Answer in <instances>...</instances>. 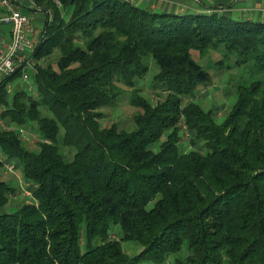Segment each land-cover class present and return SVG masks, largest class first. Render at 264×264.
Listing matches in <instances>:
<instances>
[{
  "label": "trees",
  "instance_id": "16d2710c",
  "mask_svg": "<svg viewBox=\"0 0 264 264\" xmlns=\"http://www.w3.org/2000/svg\"><path fill=\"white\" fill-rule=\"evenodd\" d=\"M30 2L46 18L32 72L6 82L24 74L36 96L0 88L13 129H0V152L29 197L11 206L19 187L0 180V264H264V23L198 0L185 14ZM203 52L242 81L220 123L198 104L212 84L193 60ZM129 93L133 129L102 123ZM16 129L33 130L36 149Z\"/></svg>",
  "mask_w": 264,
  "mask_h": 264
},
{
  "label": "rangeland",
  "instance_id": "374dc122",
  "mask_svg": "<svg viewBox=\"0 0 264 264\" xmlns=\"http://www.w3.org/2000/svg\"><path fill=\"white\" fill-rule=\"evenodd\" d=\"M135 1L137 2L138 0H134V2ZM217 1H218L217 5L221 8H224L223 13L225 15L229 14L228 12L232 10V7H231L232 0H217ZM239 1H240L239 4H242V2H244L246 6H253L255 2L254 0H239ZM200 2L205 7H212L215 5V0H200ZM239 4L237 6H239ZM191 5L194 6L196 5V3L193 4L191 2ZM24 8L27 9V6L24 5ZM257 8L264 10V1L261 4L258 3ZM236 12L244 18L246 16L255 15V9L250 10V9H246V7L244 10L242 9L241 11L240 9V10H237ZM205 55H206V52H203L202 54L203 58H200L195 53L192 54L193 60H196L203 67H207L208 69L211 68L209 70L210 72H212L210 74L212 84H209L208 86L202 88L201 91L198 93V99H199L198 104L205 111L209 109H213L217 113V116H218L217 122L220 123L225 119L229 111V106L232 103L233 86L238 85L242 81L238 79L236 80V78L239 77V73L236 72V70L234 69L235 67H233V63L232 61H230V59L221 58L220 56L216 54H209L208 56L204 57ZM220 58L223 61L222 64H214L218 60H220ZM226 66H230V69L227 71L224 70ZM219 68H222L221 71L224 74L220 76H215L214 72ZM246 68L249 71L252 70L251 66H248ZM235 74H237V76H233ZM244 77L248 78V75ZM259 78L260 76L257 77V75L252 76V79H259ZM145 85L146 83L144 84V82H141V83H138L137 86L143 89ZM149 97L151 98V101L153 104H155L158 101V98L155 97L153 94H150ZM132 99H134V95L130 93L121 95L120 98L114 103V105L105 111L106 119L102 123L111 122L115 124L119 130H122V129L126 131L132 130L133 126L131 122V117L135 112H137V109L131 105ZM25 144L31 149L32 148L36 149L35 142L32 139L25 141ZM150 149H152V147ZM13 173L15 172L13 171ZM13 173L7 174L6 176H4L3 171L0 169V180L5 181V182L6 181L11 182L12 185L14 186L17 185L19 187L17 188V195L12 199V201H10L11 206H15L16 204L20 203V201H26L28 200V197H29V194L26 192V190L20 187L19 179L16 178V175L18 178H20L19 172L15 173L16 175L15 174L13 175ZM123 250L125 251L126 255H128L129 257H132L133 254L139 250V248L134 245H131L130 243H123Z\"/></svg>",
  "mask_w": 264,
  "mask_h": 264
},
{
  "label": "built area",
  "instance_id": "2783aa9c",
  "mask_svg": "<svg viewBox=\"0 0 264 264\" xmlns=\"http://www.w3.org/2000/svg\"><path fill=\"white\" fill-rule=\"evenodd\" d=\"M127 1L131 4L135 3L134 0ZM0 26L7 27L9 33L8 40L0 37V88L5 87L6 94L11 95L15 84L6 82V80L12 78L19 70L24 73L25 68L32 61L31 57L39 44V39L29 17L21 13L16 0H0ZM19 82L26 85L27 91L36 96L26 75H21ZM0 129L3 131L13 130L7 127L1 118ZM15 132L24 142L29 139H37L33 130L16 129ZM45 143L47 142L45 141ZM0 166L4 170V176L13 173L14 166L3 158L1 152Z\"/></svg>",
  "mask_w": 264,
  "mask_h": 264
},
{
  "label": "crops",
  "instance_id": "0c3cea01",
  "mask_svg": "<svg viewBox=\"0 0 264 264\" xmlns=\"http://www.w3.org/2000/svg\"><path fill=\"white\" fill-rule=\"evenodd\" d=\"M17 3L19 4L20 7V11L23 15L28 16L32 26L35 29V32L37 33V37L38 39L40 38V35L42 33V28L44 25V22L46 20L45 15L42 14L41 12L35 10L34 5L30 2V0H16ZM197 1V0H196ZM200 2V0H198ZM254 4L253 6H246L244 4V2H242V4H239L240 1L239 0H232V10H230L225 16H227L228 18H231L233 20H248V21H255V22H259V23H264V10L262 9H258L257 5L258 3H262L264 0H254ZM259 1V2H258ZM187 2V3H186ZM191 2L193 4H195V0H138L137 2L135 1L137 6L143 7V8H148L150 11H155V12H172L175 14H185V13H189V12H193L196 11V9L194 8L195 6L191 5ZM218 4V1L215 0V5ZM222 4V3H221ZM239 4V6H237ZM24 5L27 6V9L24 8ZM246 7V9H250L253 10L255 9V15L253 16H246L245 18L242 17L240 14H238L236 11L240 10L242 11V9L244 10ZM236 13V15H235ZM0 37L1 38H5L6 40L9 39V33H8V28L7 27H2L0 26ZM26 73L28 72V74L32 72L31 68H30V64L25 68ZM27 74V75H28ZM20 77H16L14 78L11 83L15 84L14 89H19L21 88L20 86L23 87L24 84H21L20 81ZM29 80V78H28ZM13 171L15 173H17L18 171L15 170V168L13 169ZM13 173V175L15 174ZM16 175V174H15ZM16 178L19 179L16 175Z\"/></svg>",
  "mask_w": 264,
  "mask_h": 264
}]
</instances>
